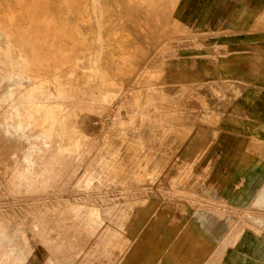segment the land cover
Listing matches in <instances>:
<instances>
[{"label": "rangeland", "instance_id": "1", "mask_svg": "<svg viewBox=\"0 0 264 264\" xmlns=\"http://www.w3.org/2000/svg\"><path fill=\"white\" fill-rule=\"evenodd\" d=\"M223 1L220 8L211 6L215 0L178 2L172 11L184 31L144 63L141 88L121 93L107 84L105 100L92 99L82 128L68 118L74 150L55 164L59 173L49 186L56 191L23 192L46 138L9 130L28 159L12 155L20 182L10 204L0 206V264H228L226 255L235 258L232 264H264L258 257L264 231L243 220L264 216L252 205L264 188V119L253 118L254 104L238 102L241 86L247 95L250 86L231 78L224 43L234 31L217 23V16L247 20L253 10L225 8ZM42 6L53 12L59 3ZM262 8H256L261 19ZM260 23L252 27L263 29ZM37 37L60 46L67 80L81 85L83 77L69 72L78 47L49 27ZM237 58L256 69L264 62L263 53ZM160 59L165 62L155 67ZM141 91L151 99L144 107ZM159 101L167 105L155 107ZM68 140L53 135L51 141L68 146ZM112 165L121 168L118 174ZM30 187L42 190L38 181ZM240 230L249 235L251 257L234 252L232 235L235 240Z\"/></svg>", "mask_w": 264, "mask_h": 264}, {"label": "bare ground", "instance_id": "2", "mask_svg": "<svg viewBox=\"0 0 264 264\" xmlns=\"http://www.w3.org/2000/svg\"><path fill=\"white\" fill-rule=\"evenodd\" d=\"M44 1L0 0V38L4 39L0 40V206L10 204L13 189L20 182L12 155L17 152L20 160L28 159L20 142L9 135L10 129L27 130L46 138L47 148L36 157L38 169L29 174L30 182L38 181L42 190L28 183L23 192L36 196L56 191L57 187L49 186L59 173L55 164L74 150L68 118L80 121L82 128L85 118L91 115L92 99L105 100L107 84L117 85L121 93L141 85L144 63L165 47L171 35L183 32L185 27L172 11L185 0H54L59 6L53 12L42 6ZM41 27L53 28L78 47L79 54L69 62V72L83 77L78 87L65 76L67 70L61 65L66 61L60 56V46L37 37ZM145 38L149 40L147 44L143 42ZM164 62L160 59L155 67ZM141 93L144 107L151 99L145 91ZM102 104L103 108L108 107L105 102ZM166 105L155 102L157 108ZM53 135L67 137L69 145L52 142ZM112 168L116 174L121 169L116 165ZM252 205L264 209V188L255 194ZM243 220L250 228L264 231V216L249 213ZM0 222L3 223L1 218ZM240 231L235 240L232 235L233 243H237L234 252L238 259L251 257L255 250L245 245L249 235ZM262 253L258 257L264 258ZM234 259L226 255L225 261L232 264Z\"/></svg>", "mask_w": 264, "mask_h": 264}, {"label": "crops", "instance_id": "3", "mask_svg": "<svg viewBox=\"0 0 264 264\" xmlns=\"http://www.w3.org/2000/svg\"><path fill=\"white\" fill-rule=\"evenodd\" d=\"M215 1V4H212L211 6L220 8L222 5L219 4V2L223 0ZM234 1L235 3L233 4ZM223 2L225 4V8H231L235 6L253 10V15L250 14L247 17V20L244 18V20L240 22H230L227 21L228 17L220 19V16H217V23L218 27L219 23H222V27L230 28L234 31L233 34L228 35L230 37L227 39V43H224L225 46L228 44L227 47H230L231 49V52L227 53L229 56L228 58L230 59L227 62L229 63V71L234 73L232 74L231 78L244 82V85L249 83L250 86L248 95L245 94L246 87L243 85L241 86L242 93L238 96V102L248 103L251 105L254 104L256 107V114L253 116V118L264 119V62L260 69H256L254 66H251V63L247 61V59L242 61V63L240 61L241 59L237 58L241 55V52H244L245 54L263 53L264 56V28L259 30L252 27L253 24L256 25V23L259 21L261 22L260 24H264V17L261 19V13L258 17L256 12L257 7H263L262 9H264V0H227ZM228 58H225L224 60L226 61ZM244 73H247V75ZM251 115L253 114L251 113Z\"/></svg>", "mask_w": 264, "mask_h": 264}]
</instances>
